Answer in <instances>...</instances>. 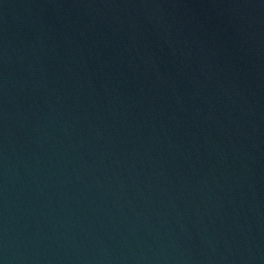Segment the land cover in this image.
Instances as JSON below:
<instances>
[{
    "label": "water",
    "instance_id": "obj_1",
    "mask_svg": "<svg viewBox=\"0 0 264 264\" xmlns=\"http://www.w3.org/2000/svg\"><path fill=\"white\" fill-rule=\"evenodd\" d=\"M0 264H264V0H0Z\"/></svg>",
    "mask_w": 264,
    "mask_h": 264
}]
</instances>
